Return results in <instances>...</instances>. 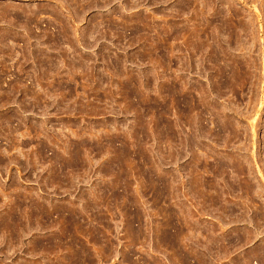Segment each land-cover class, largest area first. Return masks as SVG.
Returning a JSON list of instances; mask_svg holds the SVG:
<instances>
[{"label": "rangeland", "instance_id": "1", "mask_svg": "<svg viewBox=\"0 0 264 264\" xmlns=\"http://www.w3.org/2000/svg\"><path fill=\"white\" fill-rule=\"evenodd\" d=\"M0 264H264V0H0Z\"/></svg>", "mask_w": 264, "mask_h": 264}, {"label": "bare ground", "instance_id": "2", "mask_svg": "<svg viewBox=\"0 0 264 264\" xmlns=\"http://www.w3.org/2000/svg\"><path fill=\"white\" fill-rule=\"evenodd\" d=\"M175 22H176V21H175ZM174 25H175V24H174ZM176 37H177V36H176ZM174 39H175V38H174ZM245 65H246V64H245ZM177 69H178V68H177ZM223 71H224V70H223ZM224 72H225V71H224ZM231 74H232V73H231ZM236 76H237V75H236ZM173 78H174V77H173ZM222 80H223V79H222ZM175 81H177V80L172 81V83L175 82ZM227 81H228V80H227ZM176 84H177V82H176V83L174 84V86H173V87H174L173 90H174V94H175V95H176V93H177V92H176L177 90H176V87H175V86H177ZM173 87H172V88H173ZM177 88H179V87H177ZM180 90H181V88H180ZM180 90L178 89V91H180ZM184 90H185V89H184ZM178 93H180V92H178ZM178 93H177V95H178ZM172 94H173V92H172ZM179 95H180V94H179ZM183 95H184V93H183ZM173 96H174V95H173ZM186 96H187V94H186ZM182 97H183V96H182ZM173 98H174V97H173ZM173 98H172V99H173ZM177 98H179V97H177ZM177 98H174V100L177 99ZM183 98H184V97H183ZM183 98H182V99H183ZM179 99H180V98H179ZM179 99H178L176 102L180 101ZM187 100H189V99H187ZM190 100H191V99H190ZM181 101H182V100H181ZM181 101H180V102H181ZM185 101H186V99H185ZM174 102H175V101H174ZM180 102H178L177 104H179ZM188 102H189V101H188ZM197 102H198V101H197ZM200 102H201V101H200ZM175 104H176V103H175ZM177 104H176V105H177ZM180 104H181V103H180ZM185 104H186V103H185ZM173 105H174V104H173ZM177 106H178V105H177ZM188 106H189V105H188ZM192 106H193V105H192ZM195 107H196V106H195ZM186 108H187V107H186ZM176 109H177V107H176ZM177 110H178V109H177ZM187 113H188V112H187ZM252 117H253V116H252ZM221 118H222V117H221ZM227 119H228V118H227ZM244 132H245V131H244ZM222 135H223V134H222ZM245 135H246V134H245ZM233 137H234V136H233ZM226 141H227V140H226ZM226 141H225V142H226ZM217 144H218V143H217ZM196 161H197V160H196ZM204 161H205V160H204ZM237 167H238V166H237ZM201 176H202V175H201ZM208 177H209V176H208ZM162 183H163V182H162ZM198 184H199V183H198ZM247 187H248V186H247ZM208 196H209V194H208ZM38 212H39V211H38ZM13 214H14V213H13ZM27 218H28V217H27ZM21 221H22V220H21ZM20 223H21V222H20Z\"/></svg>", "mask_w": 264, "mask_h": 264}]
</instances>
